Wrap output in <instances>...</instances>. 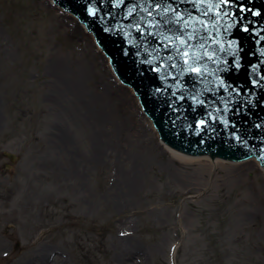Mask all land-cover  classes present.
<instances>
[{
	"label": "rangeland",
	"instance_id": "1",
	"mask_svg": "<svg viewBox=\"0 0 264 264\" xmlns=\"http://www.w3.org/2000/svg\"><path fill=\"white\" fill-rule=\"evenodd\" d=\"M56 6L0 0V264H264L261 169L176 159Z\"/></svg>",
	"mask_w": 264,
	"mask_h": 264
},
{
	"label": "water",
	"instance_id": "2",
	"mask_svg": "<svg viewBox=\"0 0 264 264\" xmlns=\"http://www.w3.org/2000/svg\"><path fill=\"white\" fill-rule=\"evenodd\" d=\"M55 1L61 5L56 7H63L65 12H72L71 15L78 16L94 32V37L109 55L106 57L110 63L112 59L116 72L140 96L161 138L176 148V152L186 154L187 157L228 158L230 163H233L235 158L256 155L264 164V87L251 84L253 79L264 77V56L259 52V49L264 48V40H259L255 32H243L239 26L227 28L230 23L227 17L217 19L214 12H208L211 5L201 4L197 7L195 0H124L122 6H116L114 0ZM241 2L250 8L259 9L262 13L259 17L248 15V19L255 22L251 27L264 28V0ZM157 4L161 7H156ZM133 6L135 11L129 15ZM169 7L175 9V12L166 11ZM89 8L98 9L97 14L91 15ZM205 12H208L207 17L204 16ZM177 13L188 21L189 28L175 23ZM202 19L215 21L211 27L219 28V31L212 32V35L220 40L221 44L214 45L209 42L205 49L209 53L215 52V59L228 61L229 70L217 73L230 85L227 92L222 89L208 91L215 88L212 81L216 80L215 76L208 73L217 67L222 68L223 65L218 66L213 60L205 57L201 61L208 68L205 77L197 78L194 74L187 73L181 76L177 68L171 67L172 61L168 60L169 55L175 56L176 50L165 49L163 44L166 41L159 38L158 34L162 33L165 37L175 38V35L179 34L187 39V33L195 30L198 36L203 34L207 40L208 33H200L198 27ZM135 25H141L142 29L138 31ZM230 41H235V46L239 48L236 57L220 51V47H235ZM202 42L199 39L190 41L201 53L205 50L199 49ZM177 44L179 45L178 40ZM237 61L242 65L240 69L234 67ZM176 64L179 68L186 67L180 57L176 58ZM252 65H257L255 70ZM156 67H160L161 72L154 71ZM162 77H166V80ZM261 82L264 84V80ZM180 84L184 87L180 88ZM233 88H239V93L232 91ZM173 92L176 95H173ZM228 92H232L231 97ZM181 95L185 97L183 101L179 99ZM193 95L205 103L197 105L191 99ZM213 101L216 103L213 104ZM224 101L228 102L227 111L224 110ZM218 108L220 111H217ZM207 112L223 117L229 122V126L225 127L220 119L211 120L206 115ZM201 118L209 121L203 131H200L196 123ZM232 133L247 141V147L242 142H237ZM5 154L15 158L12 153ZM230 156L232 158H229ZM248 159L252 157L244 160ZM244 160L237 162L244 163Z\"/></svg>",
	"mask_w": 264,
	"mask_h": 264
},
{
	"label": "snow or ice",
	"instance_id": "3",
	"mask_svg": "<svg viewBox=\"0 0 264 264\" xmlns=\"http://www.w3.org/2000/svg\"><path fill=\"white\" fill-rule=\"evenodd\" d=\"M114 3L116 6H122L124 4V0H114ZM196 6L198 7L201 4H209L211 5L208 9V12H214L216 14L217 19H223L224 17H227L230 23L227 24V28L233 29L239 26L243 32H255L256 35L259 37V40H264V28H255L251 27L254 21L248 19V15L250 14L253 17H259L261 16V12L259 9H254L248 7V5L244 2H241V0H195ZM156 7H161V5L157 4ZM135 11V6H133L132 9L129 10V15H131ZM166 11H172L175 12V9L169 7L166 9ZM89 12L91 15H96L98 12V9L96 8H89ZM208 12L204 13V16H208ZM151 15V13H149ZM191 19V17H189ZM175 23L177 25H182L183 28H189L190 25L187 20H184L183 15L177 13V18L175 19ZM215 23L213 20L209 19H202L199 22V29L200 33L207 32L208 33V39L206 40L204 35H197L196 31L193 30L191 32L187 33V39L184 36H181L179 34L175 35V38L171 37H165L162 33L158 34L159 38L161 41H166V43L163 44V47L165 49L169 48H174L175 51V56L169 55L168 60L172 61L171 67L172 68H177V70L180 72L181 76L184 74H194L197 78L205 77V74L208 73V68L206 65H203L201 61L207 57L208 59L213 60V62L216 65H223V67H217L216 69H213L211 73H208L212 76L216 77V80L212 81L214 84L215 88H210L208 91H213V90H224L228 91L230 85L225 81L223 76L217 75L218 72L224 71L227 72L229 70V63L227 60H218L215 59L216 53L211 52L209 53L205 49V45L207 43H212L214 45H220L221 41L218 40L214 35H212V32L214 31H219V28H212L211 25ZM151 26V25H150ZM134 27L137 28L138 31L142 29L141 25H135ZM144 31H147V29H144ZM154 35H157L156 33H153ZM197 39L203 41L202 43L199 44V49H205L202 53L199 52L196 49V46L190 41H196ZM177 40L179 41V45L177 44ZM259 40L257 41L259 43ZM131 43V41H130ZM232 45H236L235 41H230L229 42ZM221 52H225L228 55H231L233 57L238 56L239 53V48L238 46L232 47V48H224L220 47ZM259 52L262 56H264V48L259 49ZM256 53H253L255 55ZM180 57L183 59L186 67L179 68L178 65L176 64V58ZM148 63H152V61H148ZM163 64L164 62L161 61ZM167 67V65H165ZM236 69H240L242 65L237 61L234 65ZM253 70L256 69L257 65H252ZM156 72H161L160 67H156L153 69ZM171 75V73H169ZM162 79L166 80V77H162ZM262 80H264V77H261V79H253L251 81V84L256 86V87H264V84H262ZM204 81H202L203 83ZM184 85L180 84V88H183ZM162 91V90H161ZM232 91L239 93V88H233ZM173 95H176L175 92H173ZM228 95L231 97L232 92H228ZM179 99L183 101L185 97L183 95L179 96ZM191 99L195 101L197 105H203L205 103L204 100L199 99L197 96L193 95L191 96ZM221 100L223 101V97H221ZM216 102L213 101V104ZM224 110H228V102L224 101ZM217 111H220L218 108ZM206 115L213 121L220 119L225 127L229 126V122L227 120H224L223 117H217L213 115L211 112H207ZM197 125L199 126L200 131H203L204 128L208 125L209 121L208 119L201 118L196 121ZM259 127V125H257ZM199 134V133H197ZM232 135L235 137L237 142H242L246 147H247V141L243 140V138L236 134L232 133Z\"/></svg>",
	"mask_w": 264,
	"mask_h": 264
},
{
	"label": "bare ground",
	"instance_id": "4",
	"mask_svg": "<svg viewBox=\"0 0 264 264\" xmlns=\"http://www.w3.org/2000/svg\"><path fill=\"white\" fill-rule=\"evenodd\" d=\"M53 4H55L54 3V1L53 0H50ZM65 11V10H64ZM67 13H70V12H67ZM78 18V17H77ZM78 20V22H80V20H79V18L77 19ZM84 24V23H83ZM85 25V24H84ZM85 27V29L87 30V26L85 25L84 26ZM89 32V31H88ZM90 33V35H91V37H93V39H95V35L93 34V33H91V32H89ZM95 43H97V41L95 40ZM97 46H98V51H99V53H97V55H101V52L103 53L104 52V50L102 49V47H100V45L97 43L96 44ZM101 51V52H100ZM105 53V52H104ZM106 54V53H105ZM107 56V55H106ZM104 57L103 55L101 56L102 58H105V61H106V64H108V65H110L109 67H111V70L114 72V75H115V79H116V81H118L119 82V84H120V82H122L120 79H119V77H118V75H117V73L115 72V70H114V68L112 67V64L110 63V60H109V58L108 57ZM100 57V56H99ZM108 62V63H107ZM69 84V90L70 89H74V88H76L77 87V85H76V83H75V81H73V82H69L68 83ZM124 90L126 89V87H122ZM131 90H133V88L131 87L130 88ZM124 95V94H123ZM137 95V94H136ZM140 100V99H139ZM88 102H91V100H89L88 99ZM143 107V106H142ZM141 107V108H142ZM98 113H99V116L97 117V119H99V120H102V118L104 117V113H103V111H98ZM140 126H142V122H141V125ZM143 127V126H142ZM159 133V132H158ZM169 148V147H168ZM170 150H171V154L176 158V159H179L180 161H183V162H187V163H194V162H201V161H204V160H209L210 159V161L214 164V165H219V164H223V163H225V162H229L230 163V160L228 159V158H213V156H197V157H187V155L186 154H183V153H178V152H176L175 151V149L174 148H172V147H170ZM230 165H233V166H236V168H238V169H245V170H253L254 169V167H255V165H257L260 169H261V171H262V173H264V166L263 165H261V162L257 159V158H253L252 157V159L251 160H244V163H238L237 162V160H235L233 163H230ZM134 171V173L135 174H137V172L138 171H136V170H133ZM120 176H121V173H120ZM127 182V185H125V187L120 183V187L121 188H124V189H129L130 188V185H131V181L130 180H127L126 181ZM132 253L133 252H129V254L132 256ZM47 255L49 256L50 255V253H48L47 252ZM124 259V256L123 257H121V260H123Z\"/></svg>",
	"mask_w": 264,
	"mask_h": 264
},
{
	"label": "flooded vegetation",
	"instance_id": "5",
	"mask_svg": "<svg viewBox=\"0 0 264 264\" xmlns=\"http://www.w3.org/2000/svg\"><path fill=\"white\" fill-rule=\"evenodd\" d=\"M18 159H19V157L17 158V160H18ZM15 161H16V160H15ZM13 162H14V161H13ZM13 162H12V163H13ZM9 166H11V165L9 164Z\"/></svg>",
	"mask_w": 264,
	"mask_h": 264
}]
</instances>
